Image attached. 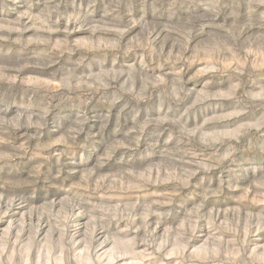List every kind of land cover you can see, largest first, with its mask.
Here are the masks:
<instances>
[{
  "label": "clouds",
  "instance_id": "9594fccd",
  "mask_svg": "<svg viewBox=\"0 0 264 264\" xmlns=\"http://www.w3.org/2000/svg\"><path fill=\"white\" fill-rule=\"evenodd\" d=\"M262 202L264 0H0V264H264Z\"/></svg>",
  "mask_w": 264,
  "mask_h": 264
},
{
  "label": "rangeland",
  "instance_id": "374dc122",
  "mask_svg": "<svg viewBox=\"0 0 264 264\" xmlns=\"http://www.w3.org/2000/svg\"><path fill=\"white\" fill-rule=\"evenodd\" d=\"M241 195H243V194H241ZM249 197H250V194H249ZM232 206H233L232 204H222V205L219 207L218 210H219L222 214H224V213L227 212L228 208H229V207H232ZM259 206H264V202H262V204L259 205Z\"/></svg>",
  "mask_w": 264,
  "mask_h": 264
}]
</instances>
